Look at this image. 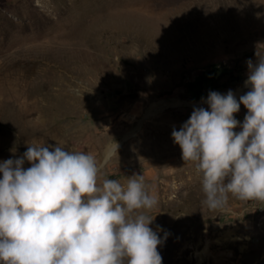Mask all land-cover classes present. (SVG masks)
I'll return each instance as SVG.
<instances>
[{"label":"rangeland","instance_id":"rangeland-1","mask_svg":"<svg viewBox=\"0 0 264 264\" xmlns=\"http://www.w3.org/2000/svg\"><path fill=\"white\" fill-rule=\"evenodd\" d=\"M257 55L264 0H0V160L37 143L88 151L98 184L142 174L157 196L143 211L169 232L162 264H264V201L203 205L202 175L171 137L209 90L245 93Z\"/></svg>","mask_w":264,"mask_h":264},{"label":"clouds","instance_id":"clouds-1","mask_svg":"<svg viewBox=\"0 0 264 264\" xmlns=\"http://www.w3.org/2000/svg\"><path fill=\"white\" fill-rule=\"evenodd\" d=\"M246 63L245 93L209 90L208 107H194L171 132L182 159L202 175L209 209H222L229 193L264 201V55ZM241 104L242 122L234 115ZM117 147L107 145L105 157ZM100 168L90 152L58 143L28 144L0 160V264H162L158 246L169 232L150 227L154 217L143 211L157 196L142 174L128 176L126 186L109 178L98 184Z\"/></svg>","mask_w":264,"mask_h":264},{"label":"bare ground","instance_id":"bare-ground-1","mask_svg":"<svg viewBox=\"0 0 264 264\" xmlns=\"http://www.w3.org/2000/svg\"><path fill=\"white\" fill-rule=\"evenodd\" d=\"M241 92H242V89H240L238 91V94H240ZM164 106H166V104H161L160 106H158V105L152 106L151 109L149 108L147 117H150L153 113H156V112L160 111L162 108H164ZM218 241H220V240H218ZM211 244H212V241L207 240L205 248L202 251L197 252V255L199 257H201L202 260L204 259L205 256H208L210 254V246H211Z\"/></svg>","mask_w":264,"mask_h":264}]
</instances>
